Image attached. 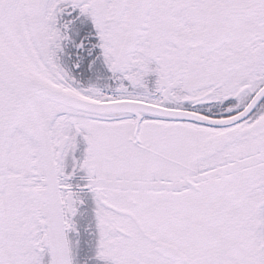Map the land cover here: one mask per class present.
Masks as SVG:
<instances>
[{
    "label": "snow or ice",
    "instance_id": "1",
    "mask_svg": "<svg viewBox=\"0 0 264 264\" xmlns=\"http://www.w3.org/2000/svg\"><path fill=\"white\" fill-rule=\"evenodd\" d=\"M0 264H264V0H0Z\"/></svg>",
    "mask_w": 264,
    "mask_h": 264
},
{
    "label": "flooded vegetation",
    "instance_id": "2",
    "mask_svg": "<svg viewBox=\"0 0 264 264\" xmlns=\"http://www.w3.org/2000/svg\"><path fill=\"white\" fill-rule=\"evenodd\" d=\"M88 237L85 236V240H87ZM92 255V248L90 245H88L87 243H84L80 249V259L81 261H83L84 259H86L88 256Z\"/></svg>",
    "mask_w": 264,
    "mask_h": 264
}]
</instances>
